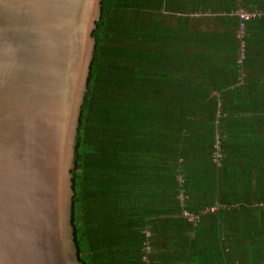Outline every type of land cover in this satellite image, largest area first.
I'll use <instances>...</instances> for the list:
<instances>
[{"label": "trees", "instance_id": "16d2710c", "mask_svg": "<svg viewBox=\"0 0 264 264\" xmlns=\"http://www.w3.org/2000/svg\"><path fill=\"white\" fill-rule=\"evenodd\" d=\"M238 6L262 13L240 64ZM94 24L69 170L77 260L142 264L148 230L150 264H264V0H101Z\"/></svg>", "mask_w": 264, "mask_h": 264}, {"label": "water", "instance_id": "95a60500", "mask_svg": "<svg viewBox=\"0 0 264 264\" xmlns=\"http://www.w3.org/2000/svg\"><path fill=\"white\" fill-rule=\"evenodd\" d=\"M101 0H0V264H80L70 177Z\"/></svg>", "mask_w": 264, "mask_h": 264}, {"label": "built area", "instance_id": "2783aa9c", "mask_svg": "<svg viewBox=\"0 0 264 264\" xmlns=\"http://www.w3.org/2000/svg\"><path fill=\"white\" fill-rule=\"evenodd\" d=\"M235 16L237 17V28H236V33L235 37L238 40V52H237V58L236 62L240 64L243 59V51H244V42H243V36H244V31H245V22L248 21L249 19L252 18H257L261 16V12L258 10H253V11H247L243 9L242 7L238 6L234 12ZM213 151L211 154V159L212 161L218 165L220 162V159L222 157V153L220 150V137L217 133H215L214 136V142H213ZM178 183L181 184L182 179L180 176L177 178ZM177 198L183 206L184 200H185V195L183 194V191L180 190L177 194ZM216 209V205H212L210 207H206L204 209V212L206 211H213ZM181 216L184 217L187 221H196L198 219V214H194L186 209L181 210ZM144 234V239L141 242V262L142 264H150V259H149V254H150V245L148 242V236H149V231L148 230H143L142 231Z\"/></svg>", "mask_w": 264, "mask_h": 264}, {"label": "crops", "instance_id": "0c3cea01", "mask_svg": "<svg viewBox=\"0 0 264 264\" xmlns=\"http://www.w3.org/2000/svg\"><path fill=\"white\" fill-rule=\"evenodd\" d=\"M196 15H197V14H196ZM222 60H223V59H222ZM208 61L211 62L212 64H214V63H213V57H211ZM214 62H215V61H214ZM215 63H217V64H219L220 66H222L221 69L224 68V65H223L224 63H223V61L220 62V61L218 60V62H215ZM262 66H263V69H262V70H264V65H262ZM217 68L219 69V67H216V69H217ZM211 72H212V73H211ZM211 72H210V75L214 76L215 73H214L213 71H211ZM212 78H215V77H212ZM227 85H228V84H227ZM227 85H226V86H227ZM214 93H215V91L212 90V94H214Z\"/></svg>", "mask_w": 264, "mask_h": 264}]
</instances>
